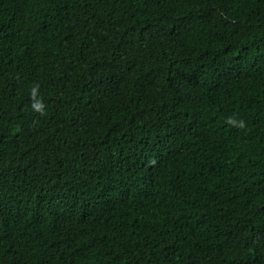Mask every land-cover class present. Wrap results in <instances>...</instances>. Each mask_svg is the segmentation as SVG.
Listing matches in <instances>:
<instances>
[{"label": "trees", "instance_id": "trees-1", "mask_svg": "<svg viewBox=\"0 0 264 264\" xmlns=\"http://www.w3.org/2000/svg\"><path fill=\"white\" fill-rule=\"evenodd\" d=\"M0 264H264V0H0Z\"/></svg>", "mask_w": 264, "mask_h": 264}]
</instances>
